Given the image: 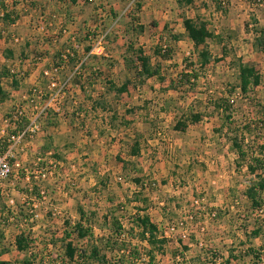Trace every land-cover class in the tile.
Segmentation results:
<instances>
[{
  "label": "rangeland",
  "instance_id": "1",
  "mask_svg": "<svg viewBox=\"0 0 264 264\" xmlns=\"http://www.w3.org/2000/svg\"><path fill=\"white\" fill-rule=\"evenodd\" d=\"M109 3L118 13L112 18V30L106 34L108 38L103 29L98 31L92 26V18L88 20L92 21L91 25H82L85 21L79 24L84 16L79 19L78 10L67 12L65 19L70 26L75 25L72 30L88 29V41L93 39L95 44L96 40L104 37L107 44L108 41L113 42V52L117 56L123 57L126 52L127 60L117 58L122 61L125 73L112 82L119 87L122 82L130 80L129 90L120 94L112 91L111 95L113 99H124L117 112H121L118 116H123L119 120L123 127L132 128L128 131L133 132L131 138L139 132L144 148L156 150L158 153L155 156L158 157L126 160L123 157L131 154L132 139L123 135L126 137L124 141L114 142L112 135L100 134L103 129L99 128L100 136L92 137L89 133L87 140L83 136L77 137L79 133L76 137L55 136L57 145L54 146L60 149L59 162L52 154L45 155L40 147H33V151L28 152L32 148L30 142L35 144L37 135L25 142L15 154L24 168L32 170L33 162L39 155L45 156L46 161H56L58 168L44 181L26 178L25 170L15 171L9 180L4 181L5 195L0 197L2 259L15 264H66L61 258L67 241L64 228L73 230L80 220L82 208L84 212H96L99 216L96 220L99 224L94 227L95 237L111 233L114 218H118L126 230L121 239L138 247L140 259L137 264H148L151 245L139 239L137 230L134 235L127 233L138 210L146 208V213L158 226L156 234L158 237L166 236L167 240L165 251L155 252L153 264H173L172 256L176 253L179 254L178 264H254L255 258L249 250L264 248V210L254 211L243 192L252 178L248 163L253 162V156L262 161L261 168H264V52L255 46L258 36L264 39V0H192L190 4L185 0H109ZM102 14L104 10L98 11L96 20ZM35 17L36 23L22 28V31L24 35L45 39L43 33L53 26L42 22L41 13L38 12ZM185 17L206 22L215 34L207 41L206 47L194 46L183 25ZM74 18L77 20L75 24ZM18 29V26L12 27L10 32V42L17 52L23 48ZM4 30L7 32L5 27L0 29V36ZM94 35H97L96 38ZM131 43L134 51L141 48L153 65L160 66L161 77L165 80L158 76L146 79L133 73L131 67L139 66V61L135 53L129 51ZM84 46L86 48V44ZM161 47L171 49L169 59L157 54L156 50ZM203 48L211 55L207 63L199 55ZM38 60L41 61V58L38 57ZM79 60L86 64V59ZM240 60L251 63L263 75V83L252 88L247 95L239 88ZM119 67L120 63H117ZM186 69L189 72L194 69L198 74L197 81H192L195 82L194 87L179 83V75ZM94 72L99 74L98 69ZM95 73L93 76L97 77ZM45 76L48 77L49 87L53 77L61 83L69 80L64 99L72 88V79L77 77L71 73L60 77L52 75L51 71ZM89 82L87 78L85 84L88 89ZM49 89L45 91V99H48ZM23 100V103L17 99L13 105L1 106L0 116L4 117L0 123V129L4 131L0 133L1 138L7 137L9 132L12 135V129L16 131L20 127L11 123L10 116L17 108L27 106V99ZM222 100H228L229 111L218 108ZM64 104L65 100L60 104L59 111L54 106L49 117L62 115ZM85 109L79 107L68 115L75 118L78 112L85 113ZM107 114L111 121V112ZM228 114H231V120L227 119ZM194 115H199V120L194 121ZM86 116L85 113L84 118ZM181 116L190 118L185 132L173 128ZM112 124L117 131L118 121L113 120ZM235 137L238 147L233 145ZM54 141L51 142L54 144ZM75 142H79V149L71 148V145H76ZM240 148L246 157L240 156ZM96 150L102 153L92 155ZM163 159L166 160V172H169L164 182L155 177L156 168H153V164ZM139 176L148 181L144 190L133 182V178ZM41 188L45 190L44 196ZM11 198L12 204L9 202ZM214 211L217 216L211 218L210 214ZM190 212L197 215L193 221L186 217ZM22 214L25 217H21ZM34 214L38 216L34 221H20V218L26 219ZM105 215L110 218L103 229L100 224L104 222ZM65 221H69V225ZM181 222H184L183 226ZM173 225L176 230L165 235V228ZM257 228L262 230L259 236L253 234ZM20 232H24L30 240L31 247L27 252L14 246ZM183 234L187 236L182 237ZM70 239L77 247H87L88 241H79L76 234ZM99 244L102 253L107 255V261L113 262L122 254H129L128 250L124 253L111 251L104 242ZM184 246L188 247L186 254ZM232 253L240 256V261L232 259Z\"/></svg>",
  "mask_w": 264,
  "mask_h": 264
},
{
  "label": "crops",
  "instance_id": "2",
  "mask_svg": "<svg viewBox=\"0 0 264 264\" xmlns=\"http://www.w3.org/2000/svg\"><path fill=\"white\" fill-rule=\"evenodd\" d=\"M0 1H3V4L6 5L7 10L11 11L14 8L19 15L17 21L13 24L12 22L0 19V27H5L7 29V32L4 30L3 34L0 36V73L4 68H8L11 73L18 75L20 82L18 88H13V77L0 76V86H2V88H4L5 90L10 91L9 98L4 101H0V108L2 105H13L17 102V99L18 101L23 103L25 101L23 99H26L31 95L29 92L33 87H39L40 89H43L47 92L49 88V80L48 77L45 76L46 72L51 71L52 75L58 74V76L60 77H66V75H69V73L73 74V76L77 75V77H74L72 79V88L70 89L68 96H66L67 98L64 99L65 104L63 106V114L61 113L62 115L58 114L54 117H47L41 121V128L43 127L41 131L43 132H39L35 144L34 141L30 142L32 148L28 149V152L29 150L33 151V147H40L44 150V140L47 137L55 138V136L57 135H64L65 137H72L73 135H75L74 137H76L77 133H79L77 137L83 136L84 140L90 138L89 133H91L92 137H97L99 135L98 128L103 129V131H99L100 134L105 133V135H112L115 139L111 140H114V142L117 140L120 141L121 139H123L124 141L126 137H124L123 135H128L127 137H129V139H132L131 137H133V132L128 133V131H130L132 128L123 127V125L119 121L120 119H123V116H118V113L120 111L117 112L118 108H121L120 102H122V100L124 99L121 98L120 100L119 97L113 99L111 95V92L113 90L110 89L111 84L115 83L112 81L115 80L118 76H120L121 78L125 73V68L122 65V61H120V59H117L118 57L122 56H117V54L113 52V42L110 43L109 41L108 44L105 41L106 47L103 54H89L90 51H86V48L93 46L94 40L89 37V39L91 40L88 41L87 36L90 35L89 31L86 32L88 29H81L83 31L79 32L78 28L72 30L75 25L70 26V24L67 23L65 19V17L67 16V12L71 10H78L80 14V17L78 16L79 19L84 16V18L80 20L81 22L79 24L85 21V23H83L82 25H91V22L93 21L92 26H94L95 29H98V31H101L103 29L105 31L104 35H106L107 31L112 30V18L116 13H118V10L112 8L109 0H26L25 2L21 0ZM101 10H104V14H102V16L99 15V17L101 18H98L96 20V14ZM38 12L41 13L40 19L42 20V22L46 23V26H53V28H49L46 32L43 33V35H46L45 39H43V37L38 39L35 36L24 35L22 31V28L24 29V27L26 26L31 27L36 23L37 18L35 16ZM78 17L76 18L77 20ZM91 18L93 20L88 22V20H90ZM76 19L74 18L75 22L73 24L76 23ZM22 20L24 21L22 22ZM15 26H18V28L20 29H18V34H20L19 36L21 38V44H23V48H21L19 52H17V48L15 46L13 47L10 42V40L12 41V35L10 34V32L12 33V27ZM106 38H108L107 35ZM84 44H86V48ZM68 51L69 53L70 51H73V53H71L73 56V61L71 60V63L66 62L61 67L60 71L55 73L53 71L54 64L58 63L62 56L66 59V54L68 53ZM38 57L41 58V61L38 60ZM124 57L125 54L122 57V60L125 61ZM81 58H84L87 61L83 67L79 68V64H77L76 66L75 63L77 59ZM12 62L14 64L13 67L10 68ZM117 63H120L119 68H117ZM97 69L99 70V74L94 72ZM93 73H95V75L97 74V77L93 76ZM87 78L90 81L89 89L85 84ZM121 85H119V87ZM101 99L106 100V102H104V100L103 102L100 101ZM127 106L130 107V103H128ZM79 107L81 109L86 108L84 111L87 114V118H84L85 113L83 112L77 113V115H80V118H77L76 113L75 118L68 115V113L73 114L74 112L71 113V111H77ZM108 111L111 112V121H109L107 118V113H109ZM13 116H10V119L12 117L11 123H14L15 126L19 125V123ZM3 118L4 117L0 116V123L2 122ZM113 120H117L119 123L117 125V131L112 126ZM137 121L138 119L135 120L134 124H136ZM13 131L14 130L12 129V132ZM2 132L4 131L0 129V133ZM123 132L124 134L120 135ZM141 137L142 136H140L138 132L132 139V146H134L135 141L139 142L138 155L134 156L130 154L128 157H123L124 159H134L137 161L145 158L146 156H150L151 158L153 157L155 159L158 157L155 156V154L158 153L156 152V150L154 152L152 148H144L141 142ZM100 140H102V137ZM78 143L79 142H75L77 146L73 144L71 145V148L77 147L76 149H79V147L81 146H79ZM54 145H57L55 141ZM121 145L124 144L121 143ZM113 146L111 147L113 148ZM59 150L60 149H58V146H54L47 152V154L53 155L56 151ZM120 150L121 149L119 148V151ZM96 151L97 152L94 151L92 155H94L95 153H102L101 150ZM81 153L83 152L81 151ZM165 162L166 160L163 159L160 162H156L155 164H153V168H156V172H154V175L156 178L162 179H158L162 182L166 180L169 173L166 172ZM65 230L66 228H64V231ZM14 246L17 247L16 244ZM187 251L185 252V254L187 253ZM178 257L179 255L172 256V262L176 261V263L178 264Z\"/></svg>",
  "mask_w": 264,
  "mask_h": 264
},
{
  "label": "trees",
  "instance_id": "3",
  "mask_svg": "<svg viewBox=\"0 0 264 264\" xmlns=\"http://www.w3.org/2000/svg\"><path fill=\"white\" fill-rule=\"evenodd\" d=\"M75 1V0H72ZM187 4H190L192 0H185ZM18 12L16 9H12L11 11L7 10L6 5L3 4V1H0V19L4 21H9L15 23L18 19ZM117 15L115 14L114 17ZM135 20H137L134 17ZM183 25L185 30L188 33L189 38L193 41L194 46L196 48H199L200 46H205L207 44V41L211 38L215 37V34L209 30L207 27V23L204 21H199V19L192 18V17H185L183 20ZM92 35V34H91ZM96 38L97 35H94ZM255 46L264 52V39H262L260 36L256 38V44ZM206 47V46H205ZM92 46L87 47L86 51H91ZM129 51L134 52L135 57L139 61V66L131 67V70L137 77H144L146 79L152 78L155 76H158L161 80H165L164 77H161V68L159 65H153L151 63V58L147 56L141 48L137 49L136 51L133 50V45L132 43L129 45ZM128 52V50H127ZM158 55H161L164 59H169L170 58V53L171 49L169 48H158L156 50ZM126 53V52H125ZM124 53V54H125ZM200 58L204 61V63H207L211 59V55L206 48H203L201 52L199 53ZM72 54L67 53L66 54V59L62 56L60 58V61L56 64H54L53 68H60L66 63L70 62L72 59ZM125 60L128 58L125 55ZM75 62V61H74ZM80 60L77 59L76 63H79ZM203 63V64H204ZM202 64V65H203ZM85 63L82 61L81 62V67H83ZM129 67V64H128ZM239 88L241 89L243 94H248L249 91L252 88L258 87L263 83V75L256 69L254 65L251 63H245L242 60H240L239 64ZM189 69V68H187ZM185 70L181 72L179 75V83L181 85H189L190 87L195 86V82L192 81H197L198 74L195 72L194 69L189 72L188 70ZM60 70H58L59 72ZM0 76H6V77H13V82L12 86L13 88H18L19 87V78L17 74H13L10 72L8 68H4L2 72L0 73ZM24 77V76H22ZM130 80H126L120 87H117L114 83L111 84V90L116 91L117 93H124L128 91L129 87V82ZM39 88V87H37ZM32 94V90L29 92ZM10 96V91L5 90L0 86V101H4L8 99ZM222 103L218 104V108L222 109L223 111H229L230 110V104H228V100H222ZM200 116L199 115H194L193 119L194 121L199 120ZM232 116L231 114L227 115V119L231 120ZM190 119V118H189ZM188 116L187 118H183L182 116L177 119L175 125L173 126L174 130L176 131H181L185 132L187 127H188ZM188 120V121H187ZM24 121L26 119H23L21 121H18L19 126L23 127ZM231 129V128H230ZM249 129V126L247 127ZM16 131H13L12 134H14ZM9 138H10V133L8 134L7 137L1 138L0 139V154L5 152L8 149L9 146ZM3 139V140H2ZM54 138L47 137L45 139V144H44V151L45 155H47V152L54 147L53 142ZM234 142V147H238L239 143L235 138H233ZM4 146V147H3ZM139 152V142L135 141L134 146L131 149V154L136 156L138 155ZM59 151H56L53 156L57 160L58 158L61 159V156L58 154ZM239 153L241 157H246V154L243 152V150L240 148ZM45 157V156H44ZM59 162V160H57ZM261 160L259 158H256V156H253V162L248 163V168L250 173L252 174V178H250L249 184L246 186V189L243 192V196L245 197L248 202L250 201L252 205V209L254 211H259L263 212L264 210V168H261ZM263 165V164H262ZM260 169H263L261 171ZM261 171V172H259ZM34 182V180H32ZM133 182L139 187V189L144 190L146 189V185L148 184V181L142 177H135L133 178ZM153 183V182H150ZM40 195V193H38ZM42 197V195L40 196ZM147 209H139L138 212L135 214V217L133 219V224L129 228V231L127 232L129 235H134L135 230L138 231V237L141 241H146L148 242L152 248L148 250V255H149V260L148 264H153L155 261V252H161L163 253L165 244L167 242L165 237H158L156 234L158 231V226L155 224L150 215L146 213ZM12 212V211H11ZM24 214H22L21 217H23ZM25 217V216H24ZM99 216H97L96 212H84V210L81 208L80 209V220L76 223L75 227L73 228L72 231L68 230L66 228L65 230V239L66 241V249L64 251V254L61 255L62 261L66 264H93L96 262H104L108 264H137L138 260L140 259V253L138 252V247L134 246L132 242L127 241L125 239H121L122 236H124V233H126L125 228L123 227L122 223L118 218H114L113 224L111 226V233L106 234L105 237H95L94 235V227L95 224H99L98 220ZM110 217L105 215L103 216L104 222L100 224V227L105 229L107 225V221ZM8 219V218H7ZM17 219V218H16ZM26 219H29V216L26 217ZM26 219L20 218V221H24ZM84 222L86 224H84ZM66 225H69V221H65ZM262 230L261 228H257L254 230L253 234L255 236H259L261 234ZM77 235L79 241L80 240H87L88 244L86 248L82 247H77L74 244V241L70 239L71 236ZM132 237V236H131ZM99 242H104L105 246L107 249H110L111 251L115 250L118 252H123L128 250L129 254L126 256L125 254H122L120 257L115 258L113 262L107 261V255L102 253L101 246ZM182 241H180L181 243ZM16 246L19 251H28L30 249V240L28 236L22 232L19 234L16 238ZM185 251L188 249L187 246H184ZM3 250H0V264H15L10 261L2 260ZM249 254H252V256L255 258L254 264H261L262 262L264 263V248L261 247L260 249L256 250L255 248H250ZM175 256L179 254H174ZM184 255V254H183ZM215 258H217V255H214ZM232 259H236L240 261V259L235 254H231L230 256ZM219 258V256H218ZM230 261V260H228ZM174 261L173 264H177Z\"/></svg>",
  "mask_w": 264,
  "mask_h": 264
},
{
  "label": "built area",
  "instance_id": "4",
  "mask_svg": "<svg viewBox=\"0 0 264 264\" xmlns=\"http://www.w3.org/2000/svg\"><path fill=\"white\" fill-rule=\"evenodd\" d=\"M104 41V42H103ZM105 51V40L104 37L96 40L95 44L92 46L89 54H103ZM81 66V62L79 64V68ZM78 68V69H79ZM60 68H53L55 73L58 72ZM45 75H48L46 72ZM67 81V82H66ZM59 82L55 77L50 81V91L48 92V99H45L46 92L40 88L35 87L32 89V94L26 98L27 106H21V108H17L14 111V118L18 121L26 119L23 127L16 128V132L10 135L9 138V146L8 149L0 154V197L5 195V191L3 188L4 181L9 180L15 171L25 170L26 178H33L39 181H44L49 175H53L58 168V163L56 161L50 160L46 161V158L42 155L37 156V159L33 162V169L24 168L23 163L18 160L16 154L17 148H19L25 142L32 140L38 132L41 130L42 118L49 117L51 113V109L56 106L55 109L59 111L61 109V103L65 98V89L67 87L68 81ZM29 111L31 112L29 114ZM12 119V117H11ZM41 193L43 196L45 195V190L41 188ZM8 196V193L6 194ZM12 204L13 200H9ZM9 203V204H10ZM217 213L211 212L210 217L215 218ZM37 214L29 216V219H26V222L29 220L34 221L37 218ZM188 220L193 221L197 218V215L190 212L186 215ZM181 225H184V222H181ZM187 226V224H186ZM165 235H169V233H173L176 230L175 225L168 226L165 228ZM190 226H188V230H190ZM187 232V230H184ZM186 234H183L182 237H186ZM166 237V236H165Z\"/></svg>",
  "mask_w": 264,
  "mask_h": 264
}]
</instances>
